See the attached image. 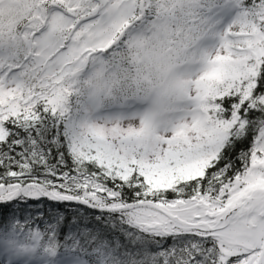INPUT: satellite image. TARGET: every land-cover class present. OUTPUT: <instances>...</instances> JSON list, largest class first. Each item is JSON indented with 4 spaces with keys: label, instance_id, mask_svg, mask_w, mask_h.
<instances>
[{
    "label": "trees",
    "instance_id": "1",
    "mask_svg": "<svg viewBox=\"0 0 264 264\" xmlns=\"http://www.w3.org/2000/svg\"><path fill=\"white\" fill-rule=\"evenodd\" d=\"M79 1L25 0L19 2L18 7L0 11V47L8 63L21 71L20 81L0 85V100L12 111L22 113L17 119L24 128H28L30 122L35 123V115L40 116L37 127L19 132L24 141L23 149L29 158L35 153L36 158L46 156L50 163L61 168H75V183L66 181L72 187L87 185V195L83 190L71 193L78 197V202L65 204L62 208L50 204L30 205L23 214L18 212L0 224V238L7 239L12 230L26 233V241L35 248L39 260L77 256L87 264H188L194 252H199L197 237L175 235L185 230L180 227L166 228L158 222L151 224L157 213H163V217L168 214L164 212L168 206L163 203L165 199H175L178 203L184 201L183 195L170 193L165 197V187H153L147 179L140 188V199L133 194L135 187L123 189V197L115 200L110 199L105 190L109 187L106 182L110 175L121 170L129 178L133 173H146L147 166L150 170L154 167V159L161 160L163 154L168 157L174 150H159L163 142L147 120L139 128L128 126L122 129L117 124L114 128L102 129V125L90 123L86 115L90 111L88 106L94 104L95 89L105 92L106 99L98 102L103 106L120 100L118 98L147 99L157 89L163 88L162 85L172 94L169 106L185 99L186 84L181 85L180 75L176 73L168 81H163L167 71L173 69L168 63L183 56L184 52L186 54L202 34L204 20L197 13L199 6H213L220 0H130L123 3L116 16L108 22L105 39L97 43L103 47L89 46L84 36L74 43L78 35H73V32L78 28L87 34L92 22L89 19L96 15L106 0H85L86 4L82 6H79ZM242 4L248 11L253 10V5H259L256 0H242ZM56 6L70 13L71 17L54 11ZM40 20L48 23L49 27L36 36ZM139 26V34L133 33L132 30ZM54 34L59 35V41L53 39ZM130 35L136 39L132 41ZM262 44L264 46V41ZM61 46L64 50L59 51ZM100 51L105 57L100 56ZM37 54L52 58L58 68H50L52 61L47 64L34 61ZM86 56L94 61L101 59L104 65L101 68L90 66L73 85L67 84L72 63ZM262 65L264 59L251 77H260L264 73ZM208 78L213 83L209 99L210 116L229 131L232 125L228 121L232 118L220 101L238 93L250 99L245 83L249 76L240 72L234 77L220 73L211 74ZM62 87L68 88L62 99L68 108H72L70 120L60 117L61 114H57L52 106L55 90ZM109 96L112 100L107 99ZM256 128L258 125L253 126L254 131ZM182 131L187 135L189 129L187 131V127H183ZM189 136V139L194 138L192 134ZM50 137L55 138L56 143H51ZM234 151L237 155H232ZM238 156L239 151L229 143L226 154H220L216 167L230 159L235 172L241 167ZM215 161L216 157L208 165ZM209 170L212 171L211 168ZM159 171L168 176L174 191L186 194L189 200L199 197V188L193 194V184L197 181L194 177L187 178L178 163L171 168L160 167ZM257 181L260 183L259 176ZM205 195L213 196L207 191ZM127 201L144 205V208H132ZM205 211V218L199 216L189 221L208 222L216 217L219 220L223 218L217 214L219 208L205 205ZM209 213L216 217L212 218ZM185 226L197 232V236H216L211 233L212 228L208 229L212 231H203L206 230L202 228L204 226L197 224Z\"/></svg>",
    "mask_w": 264,
    "mask_h": 264
},
{
    "label": "rangeland",
    "instance_id": "2",
    "mask_svg": "<svg viewBox=\"0 0 264 264\" xmlns=\"http://www.w3.org/2000/svg\"><path fill=\"white\" fill-rule=\"evenodd\" d=\"M24 1L0 0V11L9 10L11 7H18L19 2L23 3ZM127 1L111 0L109 2V0H106L105 4L99 7V14L89 19L92 21L89 32L84 35L77 28L73 32V35L77 34L78 37L73 42L78 43L84 36V40L89 46L95 47L97 45V47H103V44L97 43L105 39V28H107L108 22L116 16L121 5ZM85 2V0H80L79 6L86 4ZM200 13L199 11L198 14ZM205 13L207 17H203L204 23L201 25L203 32L194 42L193 50H191L188 56L184 52V55L180 56V58L170 61L168 65L173 67V69L168 70L166 77L163 79V81H168L174 74L180 75L182 80L181 85L186 84L183 94L185 95V99L172 102L174 106H169V99L172 94L166 89L165 85H162L163 88H159L153 92L146 101L132 98H118L120 100L116 99L111 104L103 106L98 105V102L99 100L106 99V96H104L105 92L103 89H95L94 104L93 106H88L90 111L86 115L90 123L97 126L102 125L100 126L102 129H111L118 124L123 129L128 126L139 128L144 120H147L157 130V136L162 142L167 140L172 141L170 145L161 144L159 146L161 152H165L171 148L174 151L183 148V144L180 143L183 138L176 135L178 131H182L183 127H187V131L189 129L186 135L187 138L189 139V135L192 134L194 138H197V143H207L210 139L208 134L211 132H220L227 136L229 131L225 128V125L212 120L210 117L211 103L209 99L213 83L211 82V78L208 77L211 74L219 75L220 73L234 77L238 76L240 72L250 77L256 73L258 66L264 58V46L262 44L264 41V6L259 4L253 10L248 11L244 8L242 0H223L209 8L208 12ZM89 20H85V22ZM41 21L36 26L35 32L43 33L48 28V23ZM83 22L84 20H82ZM139 30H141V26L134 28L132 32H138L139 34ZM52 37L59 41V35L54 34ZM129 37L132 41L136 39L133 35ZM220 56H223L224 59L217 60V57ZM6 61L4 50L0 48V85L2 86L18 82L16 76H18L19 72L14 71ZM34 61L47 64L48 61H52V58H47L45 54H37L34 56ZM95 65H100V62L94 61V59L88 56L75 60L72 63L67 84L73 85L81 77L84 70ZM49 66L50 68H58L55 61L50 62ZM67 92L68 88L63 87L55 90L52 106L57 114H61L60 117H66L70 120L72 108H68L62 99V97L66 96ZM97 93L101 94V96ZM111 97L109 96L107 99L112 100ZM200 136L204 137V141H201ZM215 157V154L210 157L204 156L197 159L185 157L180 159L178 164L183 174L187 178H192L196 177ZM166 159L167 155L163 154L161 160H153L156 162L151 170L150 166H147L146 179L153 187L163 188L171 184L168 181V176L159 171L161 163L165 164ZM249 174L255 177L256 183L249 188L248 196L263 195L264 185L257 181L259 174L251 172ZM195 204L199 205L200 201L195 200ZM248 206L243 210L245 213L243 226L239 231L230 233L227 231L225 225L230 221H234V218L238 220L241 217L240 210L228 209L223 214L217 213L219 217H223L221 220L209 213L212 215V218H216L208 222L203 220L199 222L189 221L199 216H201L199 218H205V206L200 209L199 213H193L186 223L180 225V228L190 229L185 224L193 226L197 224V226H204L202 228L206 230L212 228L214 230L211 233L220 236V241L226 249L246 251L252 246L250 232L256 226L257 220L260 217L259 211ZM167 208L168 206L165 207L164 212H167ZM163 216V213H159L156 215L157 220L153 219L151 224L158 222V220H163ZM26 240V233L15 230H12L7 239L0 238V264H86L83 259L77 256L56 258L53 262L45 259L39 260L35 255L34 249Z\"/></svg>",
    "mask_w": 264,
    "mask_h": 264
},
{
    "label": "snow or ice",
    "instance_id": "3",
    "mask_svg": "<svg viewBox=\"0 0 264 264\" xmlns=\"http://www.w3.org/2000/svg\"><path fill=\"white\" fill-rule=\"evenodd\" d=\"M256 3L264 6V0H256ZM222 59L223 56L217 57V60ZM245 83L248 85L250 99L238 93L235 97L226 96L220 101L223 109L227 110L228 116L232 118L228 121L232 128L227 136L220 132H211L208 134L210 139L207 143H197L196 138L188 139L184 131L176 133L178 137H185L180 141L183 148L169 152L161 168H171L185 157L197 159L215 154L216 161L194 177L197 183L193 184V194L199 188L198 198L189 200L186 194L174 191L171 185L165 186V197L170 193L174 196L179 194L184 196V201L177 203L175 199H165L163 203L168 205V214L163 220H158L162 227L178 229L193 213H199L200 209L207 205L212 209L219 208L221 214L228 209L240 210L241 217L238 220L234 218V221H230L225 227L230 233L242 228L245 215L243 210L251 203L248 199L249 188L256 183L255 177L249 173H258L260 183L264 185V73L260 77L250 76ZM243 91L241 88L240 92ZM36 111L39 113V109ZM21 115L22 113L12 111L3 100H0V224L16 216L18 212L23 214L30 205L50 204L52 207L62 208L65 204L78 202V197L71 193L83 190L87 195V185L77 184L72 187L70 183H66V181L75 183L77 177L75 168L71 170L61 168L60 165L50 163L46 156L36 158L35 153L29 158L22 147L24 141L20 138L19 132L21 130L27 132L28 128L37 127L40 116L35 115V123L30 122L28 128H24L17 119ZM250 117L252 119H249ZM24 119L27 120L28 117ZM254 125H258L255 131ZM200 139L203 140L204 137ZM50 142L56 143V139L50 137ZM163 143L170 145L172 141L167 140ZM229 143L239 151L238 162L241 167L235 172L232 171L230 159L220 164L219 168L216 167L220 162V154H226ZM232 155H237V152L234 151ZM60 156L62 158V153ZM146 176L147 174L143 172L133 173L129 178L121 170L110 175L106 182L109 187L105 190L109 197L115 200L123 197V189L135 187L133 194L140 199L142 195L140 188ZM206 191L213 196H206ZM195 199L200 200L199 205L195 204ZM127 203L132 208H144V205H136L132 201ZM174 234L197 237L199 241L197 244L199 252H194L188 264H264V214L259 217L256 226L250 232L252 246L246 251L226 249L222 242L217 243L221 239L218 234L197 236V232L187 228Z\"/></svg>",
    "mask_w": 264,
    "mask_h": 264
},
{
    "label": "water",
    "instance_id": "4",
    "mask_svg": "<svg viewBox=\"0 0 264 264\" xmlns=\"http://www.w3.org/2000/svg\"><path fill=\"white\" fill-rule=\"evenodd\" d=\"M262 197H251L249 198V200H251V204L254 206V207H259L261 202H262ZM264 214V213H262Z\"/></svg>",
    "mask_w": 264,
    "mask_h": 264
}]
</instances>
